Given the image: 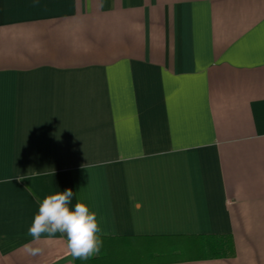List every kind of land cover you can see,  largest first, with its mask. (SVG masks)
Instances as JSON below:
<instances>
[{
    "label": "crops",
    "instance_id": "1",
    "mask_svg": "<svg viewBox=\"0 0 264 264\" xmlns=\"http://www.w3.org/2000/svg\"><path fill=\"white\" fill-rule=\"evenodd\" d=\"M69 188L100 238L264 264V0H0V264H76L62 233L22 251Z\"/></svg>",
    "mask_w": 264,
    "mask_h": 264
},
{
    "label": "trees",
    "instance_id": "2",
    "mask_svg": "<svg viewBox=\"0 0 264 264\" xmlns=\"http://www.w3.org/2000/svg\"><path fill=\"white\" fill-rule=\"evenodd\" d=\"M101 239L100 253L87 260L76 259V264H176L227 259L236 253L232 236Z\"/></svg>",
    "mask_w": 264,
    "mask_h": 264
},
{
    "label": "clouds",
    "instance_id": "3",
    "mask_svg": "<svg viewBox=\"0 0 264 264\" xmlns=\"http://www.w3.org/2000/svg\"><path fill=\"white\" fill-rule=\"evenodd\" d=\"M15 178L24 180L25 176L17 175ZM11 180L6 178L3 183H10ZM72 197L73 191L69 188L43 199L28 230L33 242L23 245V253L33 257L43 255L44 249L33 245L40 242L42 234L51 237L56 233L67 234V252L74 259L87 260L100 253L103 241L98 235L101 229L96 213L81 202L71 208Z\"/></svg>",
    "mask_w": 264,
    "mask_h": 264
},
{
    "label": "water",
    "instance_id": "4",
    "mask_svg": "<svg viewBox=\"0 0 264 264\" xmlns=\"http://www.w3.org/2000/svg\"><path fill=\"white\" fill-rule=\"evenodd\" d=\"M67 234L65 233V236H66Z\"/></svg>",
    "mask_w": 264,
    "mask_h": 264
}]
</instances>
